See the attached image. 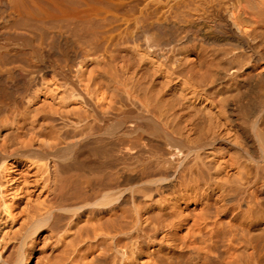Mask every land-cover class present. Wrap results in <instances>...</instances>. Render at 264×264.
<instances>
[{
	"label": "bare ground",
	"instance_id": "1",
	"mask_svg": "<svg viewBox=\"0 0 264 264\" xmlns=\"http://www.w3.org/2000/svg\"><path fill=\"white\" fill-rule=\"evenodd\" d=\"M0 264H264V0H0Z\"/></svg>",
	"mask_w": 264,
	"mask_h": 264
}]
</instances>
